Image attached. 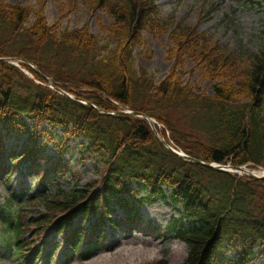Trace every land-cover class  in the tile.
<instances>
[{
	"label": "trees",
	"instance_id": "obj_1",
	"mask_svg": "<svg viewBox=\"0 0 264 264\" xmlns=\"http://www.w3.org/2000/svg\"><path fill=\"white\" fill-rule=\"evenodd\" d=\"M46 1L25 5L0 0L1 57L34 62L79 98L107 111L118 110L117 102L155 117L169 129L174 142L194 157L264 167V50L240 55L195 28L179 31L181 27L165 20L160 25L156 17L161 11L154 0H56L69 14L80 5L105 11L112 21L100 25L101 34L88 25L51 24ZM149 30L167 33L171 52L183 51L182 58L190 56L200 65L212 92L203 89L200 81L185 80V72L177 65L184 68L186 59L178 60L160 82L154 73L138 67L134 51L145 43L143 31ZM46 124L59 127L63 135L55 140L43 128ZM13 131L24 140L8 148L5 138ZM46 136L61 155L71 137L83 138L84 160L101 163V179L80 186L81 174L70 163L44 153L41 140ZM22 165L43 185L68 177L76 185L63 201L41 196L52 219L45 214L26 221V213L19 208L16 221L9 223L14 222L17 235L34 225L39 232L52 221L70 224L78 211L85 218L96 216L99 223L137 224L136 204L127 198L135 193L129 185L134 183L139 186L136 194L142 184L150 191L146 197H137L139 202L169 197L183 205L189 222L185 226L176 221L173 226L180 225L176 234L189 246L182 264H252L258 252L264 256V179L238 178L187 161L158 141L146 119L102 113L36 83L20 68L0 60V179L10 181ZM164 185L171 187L169 194ZM20 194L13 195L9 204ZM31 199L34 204L36 198ZM112 201L123 207L124 217H112Z\"/></svg>",
	"mask_w": 264,
	"mask_h": 264
},
{
	"label": "rangeland",
	"instance_id": "obj_2",
	"mask_svg": "<svg viewBox=\"0 0 264 264\" xmlns=\"http://www.w3.org/2000/svg\"><path fill=\"white\" fill-rule=\"evenodd\" d=\"M10 3L35 4L38 0H6ZM161 9V14L156 17L159 21H166L169 25L173 22L175 27L195 28L198 33L211 37L217 44H227L232 51L240 54H255L264 47V3H252L249 0H154ZM46 14L48 21L53 24L60 22L63 27H83L88 25L90 30L96 34H101V24H109L112 19L105 11H90L85 6L80 5L69 14L68 10H63L61 1L47 0ZM164 19V20H162ZM163 22L160 23L162 25ZM171 25V26H172ZM165 28H163L164 31ZM145 43L135 49L136 64L138 67L146 68L150 73H155L157 79H162L171 68L177 65L178 60L186 59V65L180 70L185 72V80L188 82H201L203 89L212 91L209 81L204 80V72L200 65H196L190 56H183V51H173L172 41L167 33L158 30L143 31ZM180 50V49H179ZM200 67V68H199ZM50 131L49 128H47ZM54 130V129H52ZM56 135L61 136L62 131L55 129ZM22 140L16 133L7 139V145L21 144ZM46 143V151L49 154L55 153V148ZM67 151L63 159L71 163L74 170L81 174L80 185H87L101 179V163H97L93 158L84 161L82 139L72 137L67 142ZM75 181L67 179L60 184L49 183L46 186H36L35 175H25L22 173L15 175L9 183L0 180V205H3L10 194L18 192L22 186L29 187L31 193L42 191V194L59 196L58 190L61 188L65 193H69ZM63 201L64 198H58ZM52 200V199H51ZM50 200V201H51ZM27 205V204H26ZM180 207L157 199L149 204L140 205L141 216L144 223L151 222L164 232L158 236H152L145 232L135 231L124 233L121 228L116 230L112 224L106 229L103 238V248L93 251L89 258L81 260L74 258L70 264H156L161 260H167L169 264H180L188 255L189 247L179 240L175 234L167 229L174 218L180 217ZM27 213V220L42 218L47 214L48 218H53L47 205L37 202L36 205H27L24 208ZM117 217L124 215L119 207H115L114 214ZM82 225L79 220L75 226ZM88 226V223H87ZM36 225L32 226V228ZM38 232V231H37ZM33 233V232H32ZM0 243L1 225H0ZM63 234L55 228L48 231V235L40 247L53 256V262L64 264L65 252L68 247ZM71 246L70 243H68ZM70 250V249H69ZM39 264H46L44 255L38 258ZM0 264H16L11 258V254H3L0 251ZM253 264H264V256L258 255L253 260Z\"/></svg>",
	"mask_w": 264,
	"mask_h": 264
},
{
	"label": "water",
	"instance_id": "obj_3",
	"mask_svg": "<svg viewBox=\"0 0 264 264\" xmlns=\"http://www.w3.org/2000/svg\"><path fill=\"white\" fill-rule=\"evenodd\" d=\"M92 105V104H91ZM123 113H126V111H118L117 112V114H123ZM133 115H135V116H141L142 114L140 113V112H138V111H132L131 112ZM154 132L157 134V136L159 137V139L162 141V143L163 144H165V145H167V143L160 137V135L158 134V132H157V130L154 128ZM181 156H183L184 158H186V159H190V160H193V161H196V162H198V163H204V162H202V161H200V160H198V159H195V158H191V157H189V156H187V155H181ZM253 177H257L258 178V176H255V175H253V174H251Z\"/></svg>",
	"mask_w": 264,
	"mask_h": 264
}]
</instances>
